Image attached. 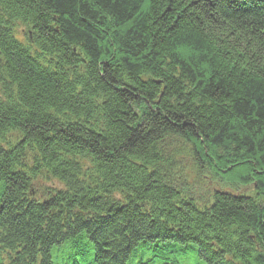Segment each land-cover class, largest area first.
<instances>
[{
    "label": "trees",
    "instance_id": "1",
    "mask_svg": "<svg viewBox=\"0 0 264 264\" xmlns=\"http://www.w3.org/2000/svg\"><path fill=\"white\" fill-rule=\"evenodd\" d=\"M187 250L264 264V0H0V264Z\"/></svg>",
    "mask_w": 264,
    "mask_h": 264
},
{
    "label": "rangeland",
    "instance_id": "2",
    "mask_svg": "<svg viewBox=\"0 0 264 264\" xmlns=\"http://www.w3.org/2000/svg\"><path fill=\"white\" fill-rule=\"evenodd\" d=\"M185 170L182 168L179 171V181L184 183L190 184V192L191 197L194 198L199 204L201 205V202L208 201L211 202V199L213 197V194H215L216 191H222V187L219 186L218 182H214L212 177L209 175V177L205 178H199L198 175H196L194 172L187 171L189 167L192 165V159L187 157L182 160L181 163ZM178 173V171H177ZM253 185L246 186L244 188H240L239 192H250L254 189ZM228 189V188H225ZM187 255L183 258H181L180 264H205V262L200 258V256L197 254L196 251L187 250ZM59 252L56 254L54 253L55 261L56 263L61 261L62 255H58ZM141 262L140 260H136L133 264H138ZM154 264H160V263H154Z\"/></svg>",
    "mask_w": 264,
    "mask_h": 264
},
{
    "label": "bare ground",
    "instance_id": "3",
    "mask_svg": "<svg viewBox=\"0 0 264 264\" xmlns=\"http://www.w3.org/2000/svg\"><path fill=\"white\" fill-rule=\"evenodd\" d=\"M17 26V25H16Z\"/></svg>",
    "mask_w": 264,
    "mask_h": 264
}]
</instances>
